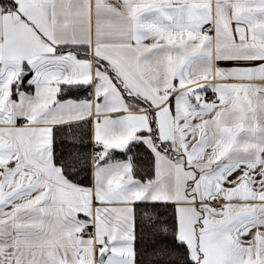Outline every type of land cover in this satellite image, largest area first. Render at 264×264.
I'll use <instances>...</instances> for the list:
<instances>
[{
	"label": "snow or ice",
	"instance_id": "obj_1",
	"mask_svg": "<svg viewBox=\"0 0 264 264\" xmlns=\"http://www.w3.org/2000/svg\"><path fill=\"white\" fill-rule=\"evenodd\" d=\"M0 264H264V0H0Z\"/></svg>",
	"mask_w": 264,
	"mask_h": 264
}]
</instances>
